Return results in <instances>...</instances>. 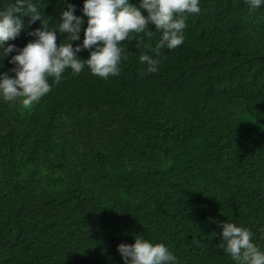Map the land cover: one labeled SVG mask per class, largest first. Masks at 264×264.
<instances>
[{"label":"trees","instance_id":"1","mask_svg":"<svg viewBox=\"0 0 264 264\" xmlns=\"http://www.w3.org/2000/svg\"><path fill=\"white\" fill-rule=\"evenodd\" d=\"M200 8L158 72L139 61L150 23L119 75L69 68L30 106L0 100V264H124L135 235L178 264H234L226 219L264 249V5Z\"/></svg>","mask_w":264,"mask_h":264},{"label":"clouds","instance_id":"2","mask_svg":"<svg viewBox=\"0 0 264 264\" xmlns=\"http://www.w3.org/2000/svg\"><path fill=\"white\" fill-rule=\"evenodd\" d=\"M245 2L249 10L264 5V0ZM200 10V0H140L139 7L131 0H12L0 7V100L19 97L23 106H30L69 68L78 75L87 67L103 79L119 75L127 59L122 41L139 33L150 38V23L160 36L154 46L146 45L154 55L141 53L139 61L146 63L148 73L158 72L161 49L180 46L188 15ZM60 38L67 43L58 44ZM83 49L89 50L86 59L78 55ZM221 223L218 247L234 264H264V249L253 242L248 228L227 219ZM117 251L124 264H178L166 244L141 235L133 243H119Z\"/></svg>","mask_w":264,"mask_h":264}]
</instances>
